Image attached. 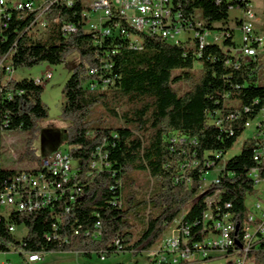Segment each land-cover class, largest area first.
<instances>
[{
	"label": "trees",
	"instance_id": "16d2710c",
	"mask_svg": "<svg viewBox=\"0 0 264 264\" xmlns=\"http://www.w3.org/2000/svg\"><path fill=\"white\" fill-rule=\"evenodd\" d=\"M50 1L47 17L59 16L76 25L77 31L62 34L53 28L42 33L31 27L36 11L9 8L0 14V58L9 54L18 70L43 62L61 64L79 52L64 89L62 117L71 122L66 130L67 153L80 162V193L75 200L67 193L38 212L15 213L12 222L28 228L24 249L74 251L90 258L121 250L139 255L158 246L183 216L193 245L211 231L204 213L208 199L216 194L215 213L228 211L241 222L247 196L254 192L249 173L257 165L256 140L250 138L240 154L226 160L219 182L198 192L206 173L221 164L245 132L246 122L264 109V86L258 83L260 55L236 64L218 45L200 50L173 44L135 29L117 12L112 23L121 25L120 35L106 36L99 43L100 31L85 27L89 5L84 0H73L71 5L67 0ZM180 1L185 13L198 9L209 22L229 17L226 0ZM131 35L143 38L142 49L130 47ZM197 62L202 65L199 70ZM106 63L109 69L104 68ZM92 82L97 88L91 89ZM43 92L44 86L34 78L5 82L0 72V148L2 131H28L23 156L29 158L32 170H38L42 160L33 146L38 122L49 115ZM218 110L238 117L225 128L218 127L211 122ZM99 148L107 155L108 169L92 167ZM17 172L4 168L0 156V178L9 180ZM227 203L232 207L226 209ZM6 224L0 222L3 249H18L20 243ZM47 234L60 238L48 239ZM249 256L255 264H264V246Z\"/></svg>",
	"mask_w": 264,
	"mask_h": 264
},
{
	"label": "built area",
	"instance_id": "2783aa9c",
	"mask_svg": "<svg viewBox=\"0 0 264 264\" xmlns=\"http://www.w3.org/2000/svg\"><path fill=\"white\" fill-rule=\"evenodd\" d=\"M226 1L230 3L228 19L209 22L198 9L192 13H185L180 0H92L84 14L87 19L85 27L100 31V43L106 36L120 35L121 25L112 21L115 12L123 13V17H126L129 23L142 25L145 33L155 34L167 42L189 47L199 46L200 50L208 44L218 45L230 54L236 64H239L241 59L248 62L264 52V0ZM67 2L71 5L73 0ZM52 3L50 0H19L14 3L0 0V14L6 13L9 8L36 11V19L31 25L33 29L42 33L53 28L62 34L76 32L78 27L73 23L64 21L59 16L52 20L47 17ZM233 11L235 14H231ZM237 31L240 40L236 38ZM130 47L142 49L143 38L131 35ZM104 68L109 69L110 65L106 63ZM0 72L4 73L5 82L16 77L17 70L9 54L0 58ZM52 78L53 72L47 70L34 79L38 84L44 85ZM90 87L97 88V82L90 83ZM237 117L238 114L218 110L212 115L211 122L225 128L227 122H232ZM251 126L252 121L246 122V128ZM254 128L250 138L257 141L254 150L257 165L249 173L254 192L247 196L243 220L237 222L234 215L228 211L215 213L213 206L217 204L219 197L216 194L208 199V209L204 213V223L211 222L209 224L211 231L203 241L195 242L193 245L189 242L191 230L182 221L183 216L172 226V234L165 233L166 237H163L160 244L148 251L152 257L151 264H187L200 257L208 259L214 251L226 257V264H255L249 255L264 246V117L258 120ZM95 155H98L99 159L93 162L94 169L104 170L110 167L106 161L107 155L101 148ZM72 161L68 153L60 152L42 158L38 170L18 171L9 180L0 178V222L4 220L7 223L12 235L17 225L12 222L15 213H33L50 208L54 201L67 193L71 200L76 199V195L80 193V181L77 180L79 165H73ZM214 182H219V177ZM248 197L252 198L251 204L247 203ZM231 207V204H226V209ZM46 236L48 239L60 238L57 234ZM25 241L26 236L20 242L22 252L19 253L13 246L3 249L0 242V264L14 263L8 258L11 253L19 254L23 260L22 264L41 261L44 253L24 249L27 245ZM100 258L104 260L106 256L102 254Z\"/></svg>",
	"mask_w": 264,
	"mask_h": 264
},
{
	"label": "rangeland",
	"instance_id": "374dc122",
	"mask_svg": "<svg viewBox=\"0 0 264 264\" xmlns=\"http://www.w3.org/2000/svg\"><path fill=\"white\" fill-rule=\"evenodd\" d=\"M9 2H17L19 0H6ZM86 4H90L92 0H84ZM235 14V11L231 14ZM231 25V23H228ZM236 38L240 40V34L236 32ZM80 59L78 51H74L69 55L65 62L61 64H50L43 62L33 68H18L16 72L17 78L24 77H40L47 70L53 72V78L44 84V92L42 95L43 102L48 106V117L41 119L38 122L37 138L33 143L34 152L42 158L56 155L60 152H68L69 144L67 143V127L70 121L62 117L63 105L65 103L64 89L68 79L71 77L76 65ZM261 65L258 69V83L264 86V52L260 54ZM202 65L197 62L196 70H199ZM198 74V73H197ZM187 89L188 84H183ZM230 103V101H228ZM264 117V110L252 120V126L248 127L245 132L239 137L233 148H231L221 164L216 168L209 170L205 175V181L202 188L199 190L200 195L208 185L212 184L220 175V171L224 168L226 160L241 153L244 144L253 135L254 127L258 120ZM29 132L21 129L4 130L1 134L0 156L4 168L13 169L16 171L32 169L34 166L27 156H23L27 149ZM73 165H78L80 162L73 159ZM248 204L252 203V198L248 197ZM173 227L170 228L165 235L172 234ZM28 233V228L23 224L16 225L14 236L20 243ZM163 237H166V236ZM18 253L22 252V248L18 247ZM8 258L14 262L13 264H22L21 256L17 253L9 254ZM151 255L149 252H142L139 255H134L130 250H121L102 260L100 255L93 254L92 258L82 255L74 251H55L45 252L44 257L37 263L29 264H151ZM187 264H226V257L220 252L214 251L208 259L197 258Z\"/></svg>",
	"mask_w": 264,
	"mask_h": 264
},
{
	"label": "bare ground",
	"instance_id": "6f19581e",
	"mask_svg": "<svg viewBox=\"0 0 264 264\" xmlns=\"http://www.w3.org/2000/svg\"><path fill=\"white\" fill-rule=\"evenodd\" d=\"M120 14V16H122L123 17V13H119ZM123 18H125L126 19V17H123ZM132 27H134L135 29H137V30H139V31H145V28L144 27H142V25H138V24H136V23H129Z\"/></svg>",
	"mask_w": 264,
	"mask_h": 264
},
{
	"label": "crops",
	"instance_id": "0c3cea01",
	"mask_svg": "<svg viewBox=\"0 0 264 264\" xmlns=\"http://www.w3.org/2000/svg\"><path fill=\"white\" fill-rule=\"evenodd\" d=\"M9 2V1H8ZM33 78H35V77H33ZM44 86V85H43Z\"/></svg>",
	"mask_w": 264,
	"mask_h": 264
}]
</instances>
